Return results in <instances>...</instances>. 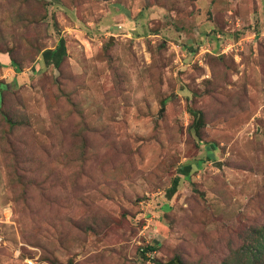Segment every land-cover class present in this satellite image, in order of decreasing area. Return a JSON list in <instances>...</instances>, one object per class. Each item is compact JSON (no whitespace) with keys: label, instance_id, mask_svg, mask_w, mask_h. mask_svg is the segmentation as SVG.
I'll use <instances>...</instances> for the list:
<instances>
[{"label":"rangeland","instance_id":"obj_1","mask_svg":"<svg viewBox=\"0 0 264 264\" xmlns=\"http://www.w3.org/2000/svg\"><path fill=\"white\" fill-rule=\"evenodd\" d=\"M0 60V264H224L264 228V0H0Z\"/></svg>","mask_w":264,"mask_h":264},{"label":"trees","instance_id":"obj_2","mask_svg":"<svg viewBox=\"0 0 264 264\" xmlns=\"http://www.w3.org/2000/svg\"><path fill=\"white\" fill-rule=\"evenodd\" d=\"M42 56L47 65H54L55 67H59L67 57V47L66 40L64 38H60L58 44L53 49L44 50ZM10 59V57H8ZM6 61V57L4 58ZM10 63L12 64V68L15 70L17 74L22 73V69L18 67V64L15 63L13 59H10ZM0 60V68H5ZM192 116L194 120L198 119V113L192 112ZM215 148V145H214ZM192 167L190 165L185 166L179 170L180 175L184 177H189L191 174ZM176 177L173 180L172 187L168 190V197L172 198L176 192L178 191V187L180 184L181 176ZM255 239L252 241L248 250H246L245 254L240 255L238 252L236 255H233L230 259H227L224 264H264V228H260L255 231ZM147 251L153 252L155 251V247L147 248ZM74 264V263H71Z\"/></svg>","mask_w":264,"mask_h":264},{"label":"water","instance_id":"obj_3","mask_svg":"<svg viewBox=\"0 0 264 264\" xmlns=\"http://www.w3.org/2000/svg\"><path fill=\"white\" fill-rule=\"evenodd\" d=\"M217 166L221 167V163L219 162V163L217 164Z\"/></svg>","mask_w":264,"mask_h":264}]
</instances>
